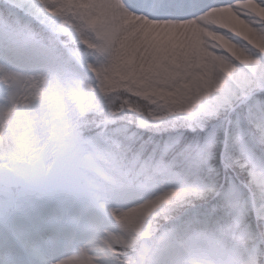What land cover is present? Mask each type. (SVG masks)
<instances>
[{
  "label": "snow or ice",
  "instance_id": "snow-or-ice-1",
  "mask_svg": "<svg viewBox=\"0 0 264 264\" xmlns=\"http://www.w3.org/2000/svg\"><path fill=\"white\" fill-rule=\"evenodd\" d=\"M0 264H264V0H0Z\"/></svg>",
  "mask_w": 264,
  "mask_h": 264
}]
</instances>
